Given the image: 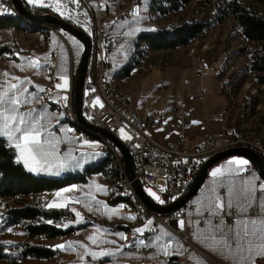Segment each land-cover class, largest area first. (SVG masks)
Returning <instances> with one entry per match:
<instances>
[{
  "label": "rangeland",
  "instance_id": "rangeland-1",
  "mask_svg": "<svg viewBox=\"0 0 264 264\" xmlns=\"http://www.w3.org/2000/svg\"><path fill=\"white\" fill-rule=\"evenodd\" d=\"M61 1L64 2L67 0ZM222 1L223 0H191L178 10L172 11L166 15L153 14L150 16V23L155 28L166 27L170 23L180 24L185 21L192 20H209L212 21V25L207 30L205 35L206 37L203 40L193 39L189 43L177 48L144 52V57L141 58L140 63L134 69L136 70V73H132L128 77L121 78L118 76V73L123 65H125L127 60L131 57L134 41L138 34V32H135L130 36L127 35V33L132 32L133 29L142 26V24H144L142 19L146 15L148 16L147 0H141L140 15H137L133 18L134 20H132L133 22L130 23V27L127 29L126 33L122 36L111 53L113 65L108 70L107 77L120 85L122 91H125L130 96V99L134 100L133 102L136 103L139 110H144L145 108H148L152 105L158 106L159 103L164 99L169 102L170 97L180 90L181 86L184 85L188 86L193 84L198 86L197 92L185 88L182 93L185 92L186 94H193L195 95V99L201 101L204 100L207 89L213 90V86L222 87L227 100L226 114H229L230 118L232 119L231 125H233V128L229 130H235L253 135L264 142V84H258L256 82L255 76L259 72L253 70L252 68V66L260 59L257 58V55L263 56L264 59V41L258 42L246 40L243 37L237 22L231 14L227 15V17H225L222 21L215 22L213 20L214 11ZM238 1L257 11L262 10L260 5L253 3L251 0ZM82 2L86 10L88 9L87 12H90L89 14L92 15V9L95 7V1L86 0V2ZM130 2L131 0H101V3L104 6L107 5L112 13H115L117 10H119L120 6H126ZM59 8L60 11H57L54 8L51 9V11L58 16H62L60 13L63 12L64 14V9L61 7ZM93 19L94 18L92 16L91 21L87 20L86 25L89 26V28H91L93 25ZM113 24L115 23L109 24L108 26ZM35 32H42L43 35ZM47 32L48 31L37 29L32 31H24L22 33L15 32V38L13 41L16 43H14L13 46L15 47L18 45L20 47V49L15 47L17 50L15 52H17L18 56L20 55L21 57L18 60L9 59L8 57L0 58V78H5V73H7L11 77H18L20 80L26 82L34 80L33 78L37 79V77H39V73L35 69L36 66H33V64L30 63L37 61L28 50L30 48L29 46H34V43H36L37 38L35 36L42 35V37H47ZM70 36V38L68 37L69 39L67 38V43H63V45L66 49L69 48V50L72 51V60L76 63L78 62L82 53L83 44L71 33ZM0 41L9 40L0 39ZM75 41H79V44H76ZM20 45H24V47H21ZM67 58L70 59L71 57L67 56L66 50L63 46H61L60 60L63 62L62 68L65 67L64 62ZM198 59H204L209 63L210 66L218 67V73H215V71L210 69H208L204 74L198 72V68H196ZM37 63L40 66L39 62ZM151 64L153 65L151 66ZM65 70L66 67L63 69V71H61V77L66 76L69 66L66 72ZM75 71L73 72V75ZM23 87H25V83L23 84ZM201 89H204L203 93L200 92ZM34 91L35 90H32L30 93L34 94ZM199 93L202 94L200 98L197 96ZM161 94H163V97ZM210 94L211 93H208V95ZM211 97L212 95L210 98ZM28 101L38 102V99L36 100L35 97H28ZM56 119H58V122L64 123L61 121V116H57ZM44 125L47 129H49V127H47V123ZM177 130L178 136L179 128H177ZM185 131L186 124L183 130L184 138L186 137ZM43 139L51 140L53 143L58 141L56 134L52 133V135L49 136L47 132H45ZM236 146L248 147L244 145ZM186 147H188V145H186ZM222 149H224V147ZM70 154L71 151H69V153L62 154L58 150V155L63 160L72 161L73 157H71ZM75 158L81 159L82 157L80 155L79 157ZM262 158L264 160V157ZM97 161L98 160L94 157L91 161L85 164L84 167L81 168L73 167V165L70 163L69 167L62 171L60 175H51L46 172H41L39 174L45 176H62L67 174H75L77 172L83 173L88 168L96 164ZM114 168L115 165L114 162H112L108 168L110 172L91 173L88 175V180L86 182L73 184L76 186V190L73 191L74 193L77 192L76 195H74V193H66L62 195V197H57L55 195L56 192L51 191L42 192L35 195H28L23 197V199L32 203L48 205L54 200L61 202L63 198H68V203L66 205L68 206L70 205V195H73V197L78 200L77 203L80 205L82 204V209L88 211V206L91 203L100 202L101 199L106 196V194H109V197H112L117 192V196H119L118 185L120 183V179L115 174ZM73 185H69L68 187ZM115 204L116 203L111 202L109 205L113 207ZM119 207L122 208L121 206ZM65 221H69V219H66ZM9 228L12 229L11 232L8 231ZM0 239H10L14 241L31 240L25 236L23 228L20 225L8 227L5 230H0ZM56 240L61 242L64 241L63 244H65V241L67 242L72 239L71 235H68L62 240H59L58 238L50 240L41 238L36 241L52 247L54 246V242ZM58 259L59 257L56 255L51 260L21 258L17 259L15 262H8L0 258V264H60ZM84 259L86 260V256ZM65 262H67L66 258ZM71 262L73 264L75 263V260H72Z\"/></svg>",
  "mask_w": 264,
  "mask_h": 264
},
{
  "label": "built area",
  "instance_id": "built-area-1",
  "mask_svg": "<svg viewBox=\"0 0 264 264\" xmlns=\"http://www.w3.org/2000/svg\"><path fill=\"white\" fill-rule=\"evenodd\" d=\"M82 1L86 2V0ZM94 1L95 7L92 9V16L96 18V26L83 30L87 35L97 34L98 55L96 56L95 71H85L82 86L81 113L89 123L107 129L116 140L123 144L129 151L135 179L139 182L143 191L148 195L147 190L151 189L153 192H156L161 199L165 200V203H168L187 189L197 169L211 155L223 147L226 148L244 144H240V137L234 136L233 130H227L225 131L227 139L220 147H214L208 138H204L197 146L189 149V147H186L187 143L183 132L185 124L180 122L176 125L175 122L166 120L162 108H155L148 115L144 116V120H137V116L134 115V105L129 100L127 93L122 91L120 85L115 83V87H108L107 71L112 66L111 52L116 46L117 36L124 34L128 28V22L139 15L138 1L131 0L128 5L120 6L119 10L112 14H107L103 11L101 0ZM5 9L16 8L11 0H0V10ZM48 10L47 8V11L40 10L36 13H49ZM112 23L122 24L118 33H115L112 28L108 26ZM48 31L56 38L54 47L50 49L49 57L52 75L51 80L46 81L38 91L40 98L39 105L45 106L42 104V97L60 99L64 104V114H59L61 118L76 117L74 111V77L71 58L68 70L69 86L67 90L57 87V85H61L62 82L58 70V47L60 43H67L70 32L49 23ZM67 51L71 57L69 48ZM196 68H198V72L202 74L208 69L218 73V67L210 66L204 59L198 60ZM25 86L29 91L34 89V83L31 82L26 83ZM41 89L44 91H41ZM93 89L95 91H93ZM200 92L203 93L204 89H201ZM201 95L202 94L199 93L197 96L200 98ZM65 96L68 97L67 101L63 99ZM182 96L194 97L195 95L190 93L186 94L184 92ZM97 98H99L100 104L103 105L102 107L99 104H95ZM35 106L36 105H31L28 107L24 105L21 110L25 111ZM174 111L181 117L186 115V111L183 107L174 108ZM165 121H167V123H165ZM78 123L84 126L79 120ZM155 125L167 126L169 128H175L177 126L179 128V135L175 140L169 141L166 144H160L156 140L149 139V129H152ZM66 129V134L70 138V141L60 139L58 150L60 153L71 150L72 154L76 156L81 150L86 149L83 144L84 140H82L81 134H73L71 128ZM69 129H71V131H69ZM121 129H123V133ZM61 131L59 127L54 129L55 133H60ZM125 136L130 137V139L124 138ZM104 139L105 147L102 148L112 155H117L119 163L123 167L124 179L122 180L125 182V190L129 191V195H133L132 209L137 210V214H143V220L150 219L153 221L152 225L146 230V234H157L159 231L158 226L162 225L177 235L185 245L182 256L174 258L159 254L153 244L145 242V244L148 245L145 246L141 243H136L127 248L130 255L125 259L124 264H148L150 261H161L164 264H179L180 260L183 264H191L188 258V251L192 249V244L189 239L188 229H193L194 226H187L186 221L190 217V212L195 209V204L187 201L179 208L168 213L150 210L144 205L135 192L133 180L129 179L126 175L122 151L112 141L105 137ZM244 146L253 148L264 157V145L253 144ZM253 171L254 167L250 164V167L244 174H251ZM253 209L254 210H249L247 216L259 215L257 208L253 207ZM235 217V214L232 217H228L227 222L232 223ZM262 217L264 218V214ZM181 219L185 221L183 230L178 226V222ZM63 238L64 236L62 235L58 236L59 240ZM55 249L58 251L59 263H65L64 252L58 248ZM86 259L91 260L89 255L86 256Z\"/></svg>",
  "mask_w": 264,
  "mask_h": 264
},
{
  "label": "crops",
  "instance_id": "crops-1",
  "mask_svg": "<svg viewBox=\"0 0 264 264\" xmlns=\"http://www.w3.org/2000/svg\"><path fill=\"white\" fill-rule=\"evenodd\" d=\"M23 2L32 10H34L33 8H42L47 11L48 8L49 13L52 12L51 9L53 8L56 10L55 6L57 5V3H59V7L64 9V14H63L64 18L63 16H59V17L63 19L66 18L65 20L71 22L72 24H74L75 26L81 29L89 28V26L86 25L87 20L91 21L92 19V15L89 14L90 12L89 13L87 12L88 9L86 10L81 0H79L78 4L75 3L74 0H67L64 2L61 0H41V4L51 5L52 7L29 5L27 4L26 0H23ZM103 11L105 13L106 12L110 14L112 13V11L107 7V5L106 6L103 5ZM21 27L0 28V39L12 41L13 44L16 43L13 41L15 38V32L17 33ZM35 33H40L43 35L42 32H35ZM35 35H39V34H35ZM42 35L35 36L37 38V41L35 40L36 43H34V46H29L30 48L28 50L29 53L34 56V59L40 64L39 67L35 68L39 73L38 74L39 77H37L36 75L37 79L33 78L34 80L26 82V83L29 82L34 83V89H33L35 90L34 95H31L29 97H35L36 100L38 99V102L36 101L28 102L25 106L28 107L31 105H36V106L33 108L26 109L25 111L30 109H35L36 112L33 113L34 116L44 114L48 118L45 119L43 123L44 124L47 123V127H49L51 132L57 135L58 141L60 139H65L70 141V138L66 134L67 131L66 128H68L67 123H65L61 119L60 120L64 123L58 122V119H56L57 116H60L58 112L56 110H52L49 106L39 105L40 98L38 95V91L40 87L44 85L46 81H48L49 78L48 65H49L50 49L54 47L56 42V38L52 33L47 32L46 38L44 37L42 38ZM61 46L64 47V49L66 50V54L69 57V53L67 49L65 48L63 43H60L58 47V51H59L58 70L60 75H61V71H63L65 67H66L65 72L67 71L68 66L70 67V59L67 58L66 61L64 62L65 67L62 68L63 62L60 60ZM15 47L17 49H20L18 45H16ZM21 47H24V45H22ZM14 54L17 56V59L14 60H18L21 57L20 55L18 56L17 52H15ZM70 54H72V51ZM71 63L73 64L72 55H71ZM152 65L153 64H151V66ZM66 76L68 77V72H66ZM15 82L17 81L12 80V77L9 76L8 74L5 76V78H0V86H6L7 83H15ZM185 88L190 89L194 92L198 91V86L193 84L188 86L187 85L181 86V89L170 97L169 102H167L164 99L162 100V102L159 103L158 106L152 105L149 106L148 108H145L144 110H139L137 108L136 103L133 102L134 100L130 99V96L128 94L127 95L129 97V100L134 105L136 111L142 116L148 115L155 108H162L166 120L173 121L175 122L176 125H178L181 121H183L186 124L185 139L189 149H192L193 147L197 146L206 137L209 138L211 144L214 147H220L223 144V142L227 139L225 131L233 128L232 127L233 125H231L232 119L230 118L229 114L228 115L226 114L227 100L225 97V92L222 90V87L213 86V90L207 89L206 96L204 100L201 101L195 99L194 97L193 98L183 97L182 92ZM208 93L211 94L208 95ZM161 95L163 97V94ZM211 95L212 97L210 98ZM179 107H183L187 111V114L184 117L179 116L174 111V108H179ZM56 127L61 128L62 131L60 133H55L54 129ZM177 128H178L177 126L175 128H169L167 126L155 125L153 126L152 131L154 138L158 143L166 144L167 142L176 139L178 134ZM233 132L236 131L233 130ZM88 141L97 144L98 146L89 148L87 145H84L86 149L81 150L79 154L76 156L73 155L71 152L70 154L71 157H79L82 153H89V154L101 153L100 156L95 157L97 160H99L101 157L104 156L105 154L104 150L101 146V143L98 140L92 138ZM65 153H69V151ZM233 157H240V156H230L212 165L203 183L189 200L190 202L195 204V209L190 212V217L186 221L187 226H194L193 229H188L189 239L192 244V249L188 251V258L191 264H231L230 260L224 258L219 253L210 251L209 249L206 248L205 243H202L204 236L207 235V226L205 225L204 220L207 218V212L205 211L207 204L206 198L210 195V191L213 188L217 189L220 197L224 200L225 204H227L229 199L228 187L230 184H234L235 191L233 193V203L235 204L237 198L239 197V190L244 180H252L253 183L257 186V188L259 184H264V179L260 176L259 172L255 169V167L253 173L251 174L241 173L239 176H224L217 178H213L211 176V172L213 169L218 167H227V161ZM221 185H223V187H221ZM68 186H65V188ZM63 188L64 187H62L61 189ZM61 189L56 190L54 192L57 193ZM64 194L66 193H63L62 195ZM76 194L77 192L74 193V195ZM116 195L117 192L113 196ZM256 196L258 198L254 202L253 207L257 208V212L259 215L248 216V217L259 219V218H263L262 215L264 214V207H262L264 206V192H260L258 190ZM70 198H71L69 199L70 205L68 206H71L73 209H75L74 213L76 212L80 213V217L78 218L75 215L74 218L72 219V223L69 225L72 226L74 229L73 232L69 234L71 235L72 240L67 242L65 241V244H63L64 241L61 242L56 240L54 242V246L50 247V248H57L55 247L56 245H65L66 247L64 249H60V248L58 249L66 252L70 264H72L71 262L72 260H75V263L73 264H100L99 261L93 260L91 256H90L91 258L90 261H88L87 259L86 261L84 259L85 256H88L85 254L86 249L88 251L110 250L115 254L111 257L104 258L103 264H124L125 259L128 258L130 255L127 248L136 243H140L141 240L145 241L146 243L153 244L156 247L157 252L163 256H165L163 254V246L168 243H171L172 250L174 252L179 251L182 254L184 252L185 245L183 244L181 239L165 226L159 225L158 226L159 231L155 235L146 234V230L152 225V224L150 225L148 224V221L150 219L137 221L131 205L127 203V201L124 199L119 200L118 202H116V204L113 207H111L109 205L111 203L109 201L111 197H109V194H106V196L103 199H101L100 202L91 203L88 206L89 210L86 211L82 209L81 207L82 204L80 205L79 203H77L78 200L75 197H73V195H70ZM240 203L246 205L247 199H241ZM119 206H121L122 208H120ZM198 209L200 210L199 213L197 211ZM235 219H237V216L233 219L232 223L227 222V224L233 225ZM197 221H200V223L197 224ZM62 224H64V222ZM117 225H122V227H116ZM137 228L143 229V233L136 232L135 229ZM165 232L170 233L171 235L170 236L164 235ZM117 233H123L127 239H121V237L117 235ZM93 236L98 238L99 241L98 243L94 244L92 240L89 239V237H93ZM156 237H160V238L157 240ZM69 244L71 245V247H68ZM180 245H183V247H180ZM181 256L182 255H169L168 257L178 258ZM148 264H164V263H162L161 261H150L148 262ZM179 264H183V262L180 260ZM256 264H264V259H257Z\"/></svg>",
  "mask_w": 264,
  "mask_h": 264
},
{
  "label": "trees",
  "instance_id": "trees-1",
  "mask_svg": "<svg viewBox=\"0 0 264 264\" xmlns=\"http://www.w3.org/2000/svg\"><path fill=\"white\" fill-rule=\"evenodd\" d=\"M137 1L140 15L141 0ZM190 1L191 0H147L148 16L146 15L143 19L141 18L144 24L139 28H154L157 31L138 32L134 41L131 57L119 71V77L125 78L132 73H136L134 69L140 63L141 58L144 57V52L173 49L183 46L193 39L203 40L206 37V32L212 25V21L209 20H192L180 24L170 23L166 27L161 28H155L150 23V16L153 14L166 15L172 11L178 10ZM251 1L260 5L262 10L257 11L242 4L238 0H223L221 4L215 8L213 20L215 22H220L227 17V15L231 14L246 40L264 41V0ZM33 9L35 12L40 10L44 11L42 8ZM106 13L110 14L108 12ZM132 20L134 19L128 22V28L130 27V23L133 22ZM121 26V23H115L110 27L115 33H118ZM8 27H21V20L12 16H0V28ZM20 29H22V27ZM124 34L117 36L116 45ZM43 37L46 38L45 36ZM15 51L16 49L12 41H0V58L8 57L9 59H17V56L14 54ZM257 58L260 59L252 68L259 72L255 76L256 82L258 84H264V59L261 55H257ZM77 64L78 62L75 63L73 61V72L76 70ZM103 150L105 153L104 156L83 173L77 172L75 174L62 176H45L30 173L24 168L22 163H15V150L9 149L6 146L5 138L0 137V230L20 225L23 228L25 236L31 239L23 241L0 239L1 259L8 262H15L17 259L21 258L44 260H51L54 258L56 255L55 248H50L48 245L39 243L36 240L41 238L50 240L58 238L59 235L66 237L73 232V227L69 226L75 216L73 208L71 206H66L65 208H48L47 205L25 201L23 197L40 194L42 192L56 191L71 184L86 182L88 180V175L91 173L110 172L107 168L114 162L113 157L105 149ZM114 169L115 174L121 179L119 168L116 166ZM119 200H122V198L117 195L109 199V201L113 203ZM66 219H69V221H65ZM49 220L52 221L51 224L47 223ZM63 222L64 224H62ZM116 227H122V225H117ZM63 252L67 259L65 263H69L66 252Z\"/></svg>",
  "mask_w": 264,
  "mask_h": 264
},
{
  "label": "snow or ice",
  "instance_id": "snow-or-ice-1",
  "mask_svg": "<svg viewBox=\"0 0 264 264\" xmlns=\"http://www.w3.org/2000/svg\"><path fill=\"white\" fill-rule=\"evenodd\" d=\"M29 5H43L41 0H26ZM75 3H79V0H74ZM57 11H60L59 3L55 6ZM14 14V13H13ZM63 16V12L60 13ZM148 31L155 32L156 29H141L135 28L127 35H133L135 32ZM79 44V41H75ZM33 66L38 67L37 62H30ZM7 75V73H5ZM63 84H58V88L67 90L69 86V80L67 76L61 77ZM12 80L17 81L15 83H7L6 86H0V137L5 138L6 146L9 149H14L15 163H22L24 168L30 173L46 172L51 175H60L62 171L69 167L71 163L73 167H84L94 157L100 156L101 153H82L81 159L72 158V161H66L60 158L58 155L57 145L59 141L53 143L51 140H44L45 132L49 136L52 135L50 129H47L43 123L46 117L44 114L34 116L35 109L28 111H22V106L26 105L28 97L34 95L30 93L28 88L23 87L26 81L20 80L18 77H12ZM41 91H44L41 89ZM93 91H95L93 89ZM67 101L68 97H63ZM95 104H100L99 98L96 99ZM167 123V121H165ZM195 123V122H194ZM71 131V129H69ZM123 133V129H121ZM130 139V137H124ZM84 145L89 148L98 146L88 140L83 141ZM250 167V161L243 157H233L227 161V167H218L212 170L211 176L213 178L224 176H239L244 173ZM223 187V185H221ZM76 190V186L66 187L58 191L55 195L62 197L63 193H71ZM264 192V184H259L258 188L252 180H244L239 190V197L236 203H233V193L235 191V185L230 184L228 187L229 199L227 204L220 197L217 189L213 188L210 191V195L206 198L207 204L205 211L207 212V218L204 220L207 226V235L204 236L202 243H205L207 249L212 252L219 253L224 258L231 261V264H256L257 259H264V218H251L247 216L249 210L253 209V204L258 198L256 196L257 191ZM106 191V190H105ZM163 191V189H162ZM148 195L157 203L163 205L165 201L161 199L156 192L151 189L147 190ZM241 199H247V204H241ZM68 203V198H63L61 202L53 201L47 205L48 208H65ZM264 207V206H262ZM75 211V209H73ZM199 213V209L197 210ZM237 216L233 225L227 224V218L233 215ZM76 217H80V213H75ZM243 217V218H241ZM51 224L52 221H47ZM153 221L149 220L148 224H152ZM200 221H197L199 224ZM178 226L181 230L185 227V221L179 220ZM66 227V226H65ZM12 231L11 228L8 229ZM138 233H143V229H135ZM121 239H127L123 233H117ZM164 235L170 236V233L165 232ZM160 237H156L158 240ZM92 242L98 243V238L93 236L89 237ZM10 243V242H8ZM142 245L145 241L141 240ZM235 245V247H234ZM55 247L64 249L65 245H56ZM68 247H71L69 244ZM183 247V245H180ZM86 255L91 256L93 260L99 261L103 264V259L111 257L115 253L110 250L100 251H88L86 249ZM163 254L169 255H182L179 251H173L171 243L163 246Z\"/></svg>",
  "mask_w": 264,
  "mask_h": 264
},
{
  "label": "water",
  "instance_id": "water-1",
  "mask_svg": "<svg viewBox=\"0 0 264 264\" xmlns=\"http://www.w3.org/2000/svg\"><path fill=\"white\" fill-rule=\"evenodd\" d=\"M18 12L29 20L36 22H46L49 24L57 25L63 29L68 30L72 35L78 38L83 44V50L78 60L76 67L73 90H74V111L78 120L87 128L103 135L105 138L109 139L115 143L123 153V162L126 175L129 179L133 180V187L135 192L138 194L141 201L150 210L154 212L168 213L183 205L185 202L189 201L190 198L196 193L198 188L203 183L209 169L212 165L218 161L230 157V156H240L246 158L259 172L260 176L264 179V160L262 156L255 150L248 147L233 146L218 150L213 155H211L195 172L192 181L190 182L187 189L180 194L178 197L174 198L168 203L163 205L155 202L151 199L141 188L139 182L135 179L134 170L132 167V161L129 151L125 148L123 144L118 142L116 138L104 127H100L89 123L81 113L82 106V86L84 81V75L87 67V61L90 51V38L85 33V31L71 22L59 17L56 14L45 13L38 14L34 12L30 7H28L23 0H11Z\"/></svg>",
  "mask_w": 264,
  "mask_h": 264
},
{
  "label": "bare ground",
  "instance_id": "bare-ground-1",
  "mask_svg": "<svg viewBox=\"0 0 264 264\" xmlns=\"http://www.w3.org/2000/svg\"><path fill=\"white\" fill-rule=\"evenodd\" d=\"M14 13V14H13ZM0 16H12L14 18H19L21 20L22 29L18 30V32L22 33L24 31H32V30H43L48 31V23L46 22H36L27 19L23 15H21L17 9H5L0 10ZM93 25L96 26V18L93 16ZM90 38V51L87 61V67L86 71H95V62H96V56L98 55V36L97 34H89ZM200 60V59H198ZM48 71H49V78L48 80H51L52 75V68H50V64L48 65ZM108 87H115V82L108 80ZM42 104L45 106H49L52 110H56L59 114H64V104L60 101V99H56L53 97H42ZM134 115L137 116V120H144V116L140 115L135 107H134ZM66 123L68 128L72 129L73 134H81L82 140H90L92 138H95L101 143L102 147H105V139L101 134L85 127L81 126L80 123H78L77 117H70V118H62ZM234 136L240 137V144L244 145H253V144H262L264 145V142L262 140L258 139L257 137H254L253 135H249L243 132H233ZM149 139L155 140L152 129H149ZM112 155V154H111ZM114 165L117 166L121 173V179L119 183L118 188V195L127 201L131 206H133V195H129V191L125 190V182L124 180V172L123 167L119 163V159L117 155H112ZM134 214L136 216V220H143V214H137V210H133ZM56 256H58L57 249L55 250Z\"/></svg>",
  "mask_w": 264,
  "mask_h": 264
}]
</instances>
